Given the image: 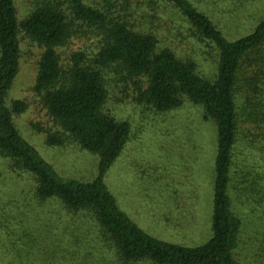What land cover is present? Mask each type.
I'll return each mask as SVG.
<instances>
[{
    "label": "trees",
    "instance_id": "16d2710c",
    "mask_svg": "<svg viewBox=\"0 0 264 264\" xmlns=\"http://www.w3.org/2000/svg\"><path fill=\"white\" fill-rule=\"evenodd\" d=\"M29 1V13L19 19L14 0H0V157L13 174L31 178L29 191L15 203H56L70 215L83 214L114 254V264H242L238 250L246 228L245 205L255 199L264 207V17L232 40L189 0H163L181 13L197 40L217 51L216 73L208 78L195 61L160 47L155 34L130 20L133 0ZM20 33L43 48L34 90L62 132L50 135L48 143L72 140L97 155L91 180L60 174L16 125L15 116L26 104H8L7 95L19 71ZM74 38L93 39L97 45L92 51H73L65 64L60 49ZM109 75L118 76L136 103L165 113L188 101L214 124L212 234L207 241L185 245L155 237L120 208L109 190L105 177L131 132L129 120L106 110ZM242 143L260 152L259 162L239 158Z\"/></svg>",
    "mask_w": 264,
    "mask_h": 264
},
{
    "label": "rangeland",
    "instance_id": "374dc122",
    "mask_svg": "<svg viewBox=\"0 0 264 264\" xmlns=\"http://www.w3.org/2000/svg\"><path fill=\"white\" fill-rule=\"evenodd\" d=\"M189 1L232 40L252 31L264 17V0ZM14 3L19 19L32 7L29 0ZM133 5L130 20L155 34L160 47L195 61L201 75H215L217 51L192 35L181 13L169 2L133 0ZM96 45L93 39L74 38L60 49L64 63L73 51L91 50ZM20 49L19 71L7 95L8 104L15 100L26 104L25 111L15 116L20 133L63 176L93 179L97 155L72 140L62 145L48 143V137L60 134L61 129L34 90L43 48L20 33ZM117 78L109 75L106 110L129 120L131 132L105 177L109 190L120 208L155 237L185 245L207 241L212 234L214 124L204 119L200 106L188 101L165 113L136 103L132 91ZM240 147L239 158L259 162L256 148L250 150L243 143ZM30 185L27 173L13 174L0 157V264H114V254L83 214L70 215L56 203L16 204L15 198L27 193ZM243 206L239 203L240 209ZM245 207L246 228L238 257L242 264H264V207L255 199Z\"/></svg>",
    "mask_w": 264,
    "mask_h": 264
}]
</instances>
